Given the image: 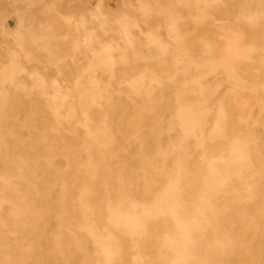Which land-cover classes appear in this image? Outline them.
<instances>
[{
  "label": "bare ground",
  "instance_id": "bare-ground-1",
  "mask_svg": "<svg viewBox=\"0 0 264 264\" xmlns=\"http://www.w3.org/2000/svg\"><path fill=\"white\" fill-rule=\"evenodd\" d=\"M0 264H264V0H0Z\"/></svg>",
  "mask_w": 264,
  "mask_h": 264
}]
</instances>
